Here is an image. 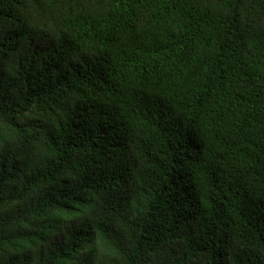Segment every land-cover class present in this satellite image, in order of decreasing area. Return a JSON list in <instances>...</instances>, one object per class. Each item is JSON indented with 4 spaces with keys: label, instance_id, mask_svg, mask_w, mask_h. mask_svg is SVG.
I'll list each match as a JSON object with an SVG mask.
<instances>
[{
    "label": "trees",
    "instance_id": "16d2710c",
    "mask_svg": "<svg viewBox=\"0 0 264 264\" xmlns=\"http://www.w3.org/2000/svg\"><path fill=\"white\" fill-rule=\"evenodd\" d=\"M0 264H264V0H0Z\"/></svg>",
    "mask_w": 264,
    "mask_h": 264
}]
</instances>
